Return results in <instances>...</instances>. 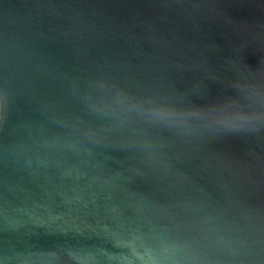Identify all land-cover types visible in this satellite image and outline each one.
<instances>
[{"label":"water","instance_id":"95a60500","mask_svg":"<svg viewBox=\"0 0 264 264\" xmlns=\"http://www.w3.org/2000/svg\"><path fill=\"white\" fill-rule=\"evenodd\" d=\"M0 264H264V0H0Z\"/></svg>","mask_w":264,"mask_h":264}]
</instances>
